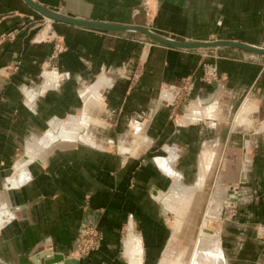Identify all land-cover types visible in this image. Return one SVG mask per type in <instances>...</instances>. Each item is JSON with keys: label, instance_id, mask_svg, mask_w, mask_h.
Returning a JSON list of instances; mask_svg holds the SVG:
<instances>
[{"label": "crops", "instance_id": "0c3cea01", "mask_svg": "<svg viewBox=\"0 0 264 264\" xmlns=\"http://www.w3.org/2000/svg\"><path fill=\"white\" fill-rule=\"evenodd\" d=\"M33 1L74 18L144 26L175 40L264 46V0ZM35 19L24 0H0V262L35 264L43 251L67 257L79 232L92 227L103 243L78 264H127L118 253L129 217L148 243L165 242L158 196L174 174L190 180L189 157L209 143L219 100L229 113L247 97L264 118V58L54 22L39 25L49 38L42 40ZM13 31L14 39H5ZM59 42L63 51L55 56ZM206 62L218 67L214 85L201 81ZM187 89L183 103L178 97ZM195 101L209 124L178 127L174 117ZM249 106L236 110V124L247 120ZM61 133L79 137L59 140ZM137 133L145 140L133 153L127 145ZM203 158L207 172L212 152L205 150ZM17 159L27 175L18 176ZM138 243L127 245L138 250Z\"/></svg>", "mask_w": 264, "mask_h": 264}, {"label": "rangeland", "instance_id": "374dc122", "mask_svg": "<svg viewBox=\"0 0 264 264\" xmlns=\"http://www.w3.org/2000/svg\"><path fill=\"white\" fill-rule=\"evenodd\" d=\"M39 17L40 19H35L38 29L36 38L47 39L46 34L40 33L39 25L53 22L41 15ZM15 36L16 31H13L7 33L5 39L12 40ZM261 47L264 48V46ZM208 51L214 50L209 49ZM3 74L5 77H9L11 68ZM201 81L208 86L219 81L218 67L214 62L203 64ZM189 91L187 89L182 92L178 97L179 100L184 103ZM221 100H219V112L214 130L212 134H209V138H211L208 140L209 143L203 145L198 156L189 157L187 178L190 180L186 181L185 178L182 180L173 173L175 180L166 192H162L158 196L157 202L162 211L165 226L168 227V236H166L165 242L159 244V239L156 238L155 244L148 243L146 238L136 229L132 217H129L125 223L121 233L118 256L124 259L127 264H162L164 257H183V264H192L200 255L214 254L215 252H218L219 257H221L222 264H264V144L260 145L264 137V129H262L264 118L258 117V111L254 109L247 97L241 100L235 109H230V114L223 109V99ZM248 105L250 106L246 108L247 120L236 124V113L238 112L236 110L239 108L242 110V106L247 107ZM204 110L205 108L200 101L188 102L185 113L177 114L173 121L178 127L198 124L205 126V124H209V121L203 115ZM85 136L87 137V135ZM144 137L143 134L137 133L129 138L127 146H130V150L134 149L133 153L136 152L135 149L139 145H142L145 140ZM91 145H95V143ZM205 150L212 152L213 157V162L210 163L207 172L203 168ZM120 151L123 152V149ZM124 151L129 153L127 149ZM19 164H23V162L17 159L14 167L18 176L21 174L22 168L25 169L24 171L27 169L26 166H19ZM203 172L206 173V179L202 189L198 191L196 186L199 184ZM15 182L12 180L8 185L6 182L4 184L9 188ZM184 186L195 189L192 199L184 201L186 205L179 203V197H185L192 192L187 190L188 193L183 196ZM170 199H172V207L167 205ZM183 206H188V211L185 212L187 214H179L180 216H178L175 210ZM1 220L4 222L0 216V225L3 224ZM210 224L214 230H218L217 238L208 235V232H204V228H209ZM202 229L205 235H203ZM80 232L77 241L80 238ZM98 233L102 237L103 243L104 238L99 231ZM176 235L179 239L175 242ZM129 239H135L139 242L138 250L128 248ZM100 248L82 256L83 259L81 260H74L71 259L72 257L61 255V260L56 264H64V260L76 261L74 264H78L98 252ZM62 260L63 262H60ZM0 264L3 263L0 262Z\"/></svg>", "mask_w": 264, "mask_h": 264}, {"label": "water", "instance_id": "95a60500", "mask_svg": "<svg viewBox=\"0 0 264 264\" xmlns=\"http://www.w3.org/2000/svg\"><path fill=\"white\" fill-rule=\"evenodd\" d=\"M24 1L31 9H33L39 15H41L45 19H48L54 23H61V24H66L70 26L87 28V29L98 30V31H103V32L140 34V35H144L145 37H147L148 39H150L151 41L155 43L165 45L168 47L180 48V49L233 48V49H239V50H242L248 53L261 55L264 57L263 47L251 46V45H247V44L240 43L237 41H223V40L181 41V40H175V39H171V38L162 36L160 34H157L154 31L144 26L118 25V24H113V23L78 19V18H74L71 16L61 14L59 12L48 9L46 7H43L35 3L33 0H24ZM45 255L46 254L43 253L41 257H45ZM34 263L41 264V261L37 257H35ZM74 263H76V261L64 260V264H74Z\"/></svg>", "mask_w": 264, "mask_h": 264}, {"label": "bare ground", "instance_id": "6f19581e", "mask_svg": "<svg viewBox=\"0 0 264 264\" xmlns=\"http://www.w3.org/2000/svg\"><path fill=\"white\" fill-rule=\"evenodd\" d=\"M262 129H264V124H263V127H262ZM49 136V135H48ZM77 137H79V135H76L75 134V136H73V135H71V134H59L58 135V139L59 140H65V139H67V138H69V139H76ZM57 140V139H56ZM20 165H22V164H19V166ZM22 166H24V165H22ZM17 168H19V167H17ZM21 169V168H20ZM25 169L24 168H22V170L20 171V175L21 176H25L26 175V171H24ZM205 179H206V177H205V173H204V175H203V177H202V179H201V181H199V184L196 186V189H198V191H200L201 189H202V187H203V185H204V182H205ZM191 191L192 192V194H187V196H185V197H179V203H182L183 205H186L185 203H184V201L186 200V199H188V200H190V199H192V197L194 196V194H195V189H193L192 187H184L183 188V193H182V195L184 196V195H186V193H188V192H186V191ZM197 192V191H196ZM181 195V194H180ZM175 197V196H174ZM173 199V198H172ZM172 199H170V202L168 201V203H167V205H168V207H172V205H173V203H171V200ZM178 199V198H177ZM177 201V200H176ZM181 204V205H182ZM176 212V214L178 215V216H180L179 214H181V215H183V214H187V213H185L186 211H188V206H183L182 208H176V210H175ZM214 224V223H213ZM217 224V223H216ZM211 225L212 224H210V227L209 228H204V232H208V235H210V236H213V237H215V238H217L218 237V234H217V231L218 230H214L213 229V227H211ZM218 225V224H217ZM179 227V226H178ZM218 227V226H217ZM203 232V229H202V233H204ZM203 235H205V233L203 234ZM201 237V236H200ZM177 239H179L178 238V236L176 235L175 236V238H174V241L176 242V240ZM134 242H136V240H134V239H129V243H134ZM202 243V242H201ZM203 244V243H202ZM171 251V250H170ZM45 251H43L42 252V254H39L38 256H36L40 261H41V264H56L59 260H61V255H56V254H53V255H51L52 257L50 258L49 257V255L48 256H46V257H41L42 255H43V253H44ZM173 252V251H172ZM206 252V251H205ZM51 254H52V252H51ZM182 255V254H181ZM200 255V254H199ZM49 257V258H48ZM194 258H195V256H194ZM45 259H47L48 261H46V263H44L45 262ZM44 261V262H43ZM60 262H63V260L62 261H60ZM162 264H183V257H177V258H169V257H164L163 259H162ZM192 264H222V259H221V257H219V254H218V252H215L214 254H205V255H200L198 258H196L195 260H194V262L192 263Z\"/></svg>", "mask_w": 264, "mask_h": 264}, {"label": "built area", "instance_id": "2783aa9c", "mask_svg": "<svg viewBox=\"0 0 264 264\" xmlns=\"http://www.w3.org/2000/svg\"><path fill=\"white\" fill-rule=\"evenodd\" d=\"M47 40V39H43ZM63 51V45L57 43L55 45L54 55L58 56ZM102 243V237L95 229L83 228L80 232V238L77 241V246L75 250L68 255V257H72L74 260L83 259L82 256L91 253L98 248H100ZM85 258V257H84Z\"/></svg>", "mask_w": 264, "mask_h": 264}]
</instances>
